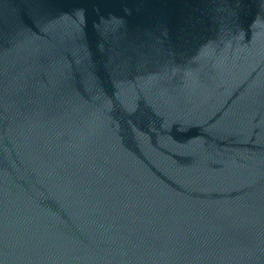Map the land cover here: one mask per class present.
<instances>
[{
    "label": "water",
    "instance_id": "water-1",
    "mask_svg": "<svg viewBox=\"0 0 264 264\" xmlns=\"http://www.w3.org/2000/svg\"><path fill=\"white\" fill-rule=\"evenodd\" d=\"M0 264H264V0H0Z\"/></svg>",
    "mask_w": 264,
    "mask_h": 264
}]
</instances>
